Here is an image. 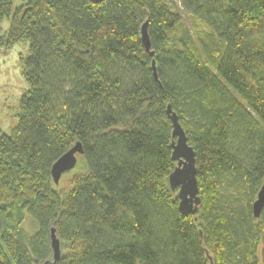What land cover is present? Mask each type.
<instances>
[{
	"label": "trees",
	"instance_id": "1",
	"mask_svg": "<svg viewBox=\"0 0 264 264\" xmlns=\"http://www.w3.org/2000/svg\"><path fill=\"white\" fill-rule=\"evenodd\" d=\"M171 1L0 0V49L30 44L18 124L0 130V264H264V0H179L211 32L197 42ZM169 106L196 152V215L168 183ZM78 142L61 188L52 168Z\"/></svg>",
	"mask_w": 264,
	"mask_h": 264
},
{
	"label": "water",
	"instance_id": "2",
	"mask_svg": "<svg viewBox=\"0 0 264 264\" xmlns=\"http://www.w3.org/2000/svg\"><path fill=\"white\" fill-rule=\"evenodd\" d=\"M94 4H101L106 0H90ZM142 41L148 52L151 51V42L148 34V23L142 27ZM153 55V53H151ZM153 69L157 78L156 62H153ZM169 119L173 126V153L172 159L176 163L174 171L170 174L168 183L172 192L178 190L179 210L183 216L196 215L201 198L199 196V182L197 178L196 152L189 144L188 137L183 129L179 117L172 107L167 110ZM84 154L80 142L64 154L53 166L52 177L55 185H59L64 174L74 170L79 161V156ZM264 210V184L261 187L257 200L253 204V213L260 218ZM51 246L54 253V261L58 262L62 256L61 241L57 236L55 228L51 230Z\"/></svg>",
	"mask_w": 264,
	"mask_h": 264
},
{
	"label": "rangeland",
	"instance_id": "3",
	"mask_svg": "<svg viewBox=\"0 0 264 264\" xmlns=\"http://www.w3.org/2000/svg\"><path fill=\"white\" fill-rule=\"evenodd\" d=\"M24 2L27 0H15L14 7L20 6ZM171 6L183 17L180 34H189L197 42L200 38L204 39L211 33L207 26L183 9L179 0H172ZM10 27L11 18H8L0 26V37L6 35ZM29 48V42H22L10 49L6 47L0 49V130L5 134H10L18 124L20 100L29 89L25 78V61L29 56ZM198 48L201 50L200 46ZM77 171L76 167L64 174L59 186L67 188L70 178ZM175 194L178 196V190ZM21 228L30 237L35 236L39 231L37 221L29 215L26 216Z\"/></svg>",
	"mask_w": 264,
	"mask_h": 264
}]
</instances>
